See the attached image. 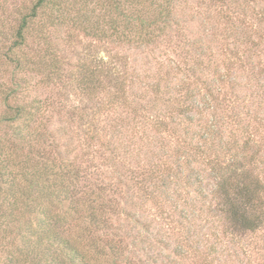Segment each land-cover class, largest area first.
<instances>
[{"label": "rangeland", "instance_id": "rangeland-1", "mask_svg": "<svg viewBox=\"0 0 264 264\" xmlns=\"http://www.w3.org/2000/svg\"><path fill=\"white\" fill-rule=\"evenodd\" d=\"M36 1L0 0L2 33L15 23L12 10L27 11ZM152 1L156 8L148 0H121L119 10L111 0H49L17 48L36 64L18 71L3 59L9 48L0 42V81L17 84L13 103L36 107L38 118L2 119L9 115L0 103V264H68L60 257L52 262L47 242L33 247L26 231L24 246L17 234L37 229L30 209L40 202L32 192L23 196L20 173L42 164L73 172L63 185L75 196L59 203L58 214L69 206V216L80 217L90 195L102 204L96 224L80 222L92 232L88 242L76 238L82 232L76 220L64 224L65 236L76 238L81 258L89 260L83 264H107V258L110 264L116 253L118 264H264V225L234 230L220 191L221 184H235L237 173L264 183V0H171L163 31L147 44L86 34L64 13L66 4L86 2L88 14L105 26L112 15L122 28L138 13L158 18L165 3ZM47 43L61 64L57 75L37 62ZM220 71L226 80L211 94L206 85ZM115 77L122 82L119 97L108 82ZM178 88L193 96L181 113L175 106L186 97L179 98ZM247 137L253 139L248 159L238 153ZM218 142L232 152L223 153ZM93 240L104 246L100 254Z\"/></svg>", "mask_w": 264, "mask_h": 264}, {"label": "trees", "instance_id": "trees-1", "mask_svg": "<svg viewBox=\"0 0 264 264\" xmlns=\"http://www.w3.org/2000/svg\"><path fill=\"white\" fill-rule=\"evenodd\" d=\"M115 2V6L120 8L122 5H120L121 0H111ZM149 1V7L156 8L157 5L154 3V1ZM223 1V0H220ZM49 0H37L27 11H18V10H12V14L9 15V17L12 15H15V23L11 27L10 33L7 32L4 34L2 33V30L0 29V42L4 44L5 41L8 43L7 47L9 49H6L3 53V59L6 58L5 61L13 63V67L16 71L19 70V68L24 64V66H27L28 64H36V62L30 60V58L27 56V54H21L18 53L19 47L22 46V44H25L26 36L28 34V30L31 27L30 24L35 21V19L40 16L39 10L43 9L44 7L47 8V3ZM109 2V1H108ZM108 2L103 1L101 7L103 9H106V6ZM72 4H66L67 11H64L65 15L69 16V20L71 21L72 25L75 27L82 28L83 32L85 30L86 34H90L95 37H103V36H109L113 37L115 39H118L122 42H138V43H144L147 44L151 42L153 39L158 38V34L163 31V25L166 21V18H170V3L171 0H162V2H159V4H164L165 7H163L161 10H158V18H153L147 20L145 19L140 13H138L133 18L130 17L128 21L124 24L122 28L119 26V21L116 17L112 15H106L107 16V26L103 24V22H100V20H103V18L98 17L95 18V15H90L86 12L87 9V3L85 2L83 6L77 7L75 4L71 2ZM1 4V2H0ZM60 5V4H59ZM55 6L56 10L57 8L59 11L61 10L60 6ZM111 5H109L110 7ZM112 7V6H111ZM115 7L116 12L119 14V10ZM162 7V6H161ZM107 11V10H106ZM152 11V10H151ZM150 11V12H151ZM150 12H148L150 14ZM122 12L120 11V14ZM63 15V13H62ZM58 16V15H57ZM105 16V15H103ZM60 17V16H58ZM14 18V17H13ZM50 19H54V17H50ZM59 19V18H58ZM44 22V23H43ZM39 28V37L41 39H46V32H47V19L44 20ZM63 23V21H61ZM4 26V25H3ZM104 27H107V29H104ZM2 28V27H1ZM109 31V35H106V32ZM9 37V39H7ZM1 44V43H0ZM46 49H43L42 57H39L37 62L39 64L40 68H47L50 70L51 75H57L58 72L61 71V64L59 60H56L54 58V54L51 51V47L49 46V43L46 44ZM12 53V54H10ZM10 54V55H9ZM8 58V60H7ZM29 60V61H26ZM100 61L103 65H106V61L102 60L100 58ZM11 64V63H10ZM112 70V68H110ZM104 72H107L106 70ZM116 72V69H115ZM226 73L220 71L216 74V76H213L212 81L206 86H208L210 93L212 94L216 89L221 90V84L226 80ZM115 77L110 79L108 82H114V87L116 88V92L114 93L117 97H119V89L122 87V82L118 80ZM212 82V83H211ZM156 86V85H155ZM18 85L10 86L9 84H6L5 82L0 81V103L4 104L6 106V112L9 116H2V119H8L9 121H17L18 122H24L26 120L27 116H31L32 118H35L34 113L37 109L36 107L31 106H24L17 101L13 103V99H15L16 94L18 93ZM179 93L181 91H184L183 95L181 97H186V99L180 103L178 101L176 103L175 108L179 110L178 113L187 111L190 106V100L193 98V96L188 95L187 91H185L184 88H178ZM192 94V93H191ZM112 101V97L110 99ZM182 104V105H181ZM187 104V106H186ZM186 106V107H185ZM26 108V109H25ZM26 116V117H24ZM1 119V118H0ZM38 118L36 117L33 122H35ZM32 121V120H31ZM25 123V122H24ZM18 130V129H17ZM37 131V129L35 128ZM24 132V128H23ZM43 136V134H38L37 139H40ZM253 142V139L247 137L242 141V147L243 149L240 150L238 153L241 156H244V158L248 159V156L246 152H248L251 147L250 144ZM218 147L223 153L232 152L233 148L230 146L228 147V143H217ZM251 152V151H250ZM42 164V163H41ZM177 164H179L177 162ZM51 166V167H50ZM179 168V166H176ZM53 165L47 166L46 164H42L41 169L37 168L35 171L31 172L30 175H28L27 172L20 173V178L23 180V190L21 189V193L23 196H27V192L34 195V197H39L40 202H35L33 209L31 208V212H33L34 217L36 218V223L38 225L37 229L36 227L34 229L31 228V226L22 227L21 230H18L19 238L23 241L24 246H27V237L24 235V232L27 231L31 236H34V240L32 241V246L35 248H40L43 245V242H47L48 246H46L47 252L52 253L55 255L53 257V263L57 262V257H60V260H64V262L68 264H75V262L85 263L89 260L86 256L81 258V252L79 251L77 247V242H75L76 238L79 239L81 242H88L87 238L93 239L90 236H92V232L89 229L87 231L86 227H82V224L80 223L83 219L84 225H93L98 222V212L102 209V204H100L99 199L97 197H86L85 201L83 203L85 205H88V208H84L83 211H80L81 216L73 219L71 216H69L70 212L73 210L72 207H67L65 209H61V214H58L57 208L59 206V203L63 204L64 202L68 201L69 199L73 198L75 195H72L71 192H69L68 187L63 185L64 180H66L67 177H73V172L70 170H65L60 173H57V170L53 169ZM157 172V171H156ZM154 174V173H153ZM51 178H55V180H50ZM237 180L235 181V184L232 185H225L221 184L220 191H222L223 195V206L222 210L225 214V219L228 221L229 225L237 231H255L259 229L261 226L264 225V183L260 179L251 178L249 175H247L246 172L237 173L236 174ZM239 177V178H238ZM58 178V179H57ZM16 177L12 176L11 182L8 183L9 185L15 181ZM29 180V188L25 185V182L28 183ZM50 180V181H49ZM8 185V186H9ZM7 190L10 188H8ZM29 189V190H28ZM11 190V188H10ZM29 196V195H28ZM41 202H44V204L41 205ZM50 205V206H49ZM15 205L11 204L10 209V215L14 211ZM27 205L24 206L23 211L28 210ZM56 209V210H55ZM86 210L85 214L84 211ZM84 214V215H83ZM88 214V215H87ZM0 215V217L4 216ZM87 219H86V218ZM76 220V224L78 225V228L82 232L78 233L76 235V238L74 241L67 238V235L65 236L64 233H66L67 227H64V224L66 222H69L71 220ZM79 220V221H78ZM63 222V223H62ZM62 223V224H60ZM4 230V228L2 229ZM37 232V233H36ZM91 246H96L97 251L96 254H100V252L104 251V246H99V244H96V241L93 240L92 243H90ZM84 245H89L83 244ZM32 247V248H33ZM81 247V249H82ZM109 249L108 251H115L116 249H113L114 246L108 245ZM86 249V248H85ZM31 251V250H30ZM117 254V253H116ZM110 255V264H118L117 262V255ZM101 259V256L98 257ZM108 258L105 260V262L108 263ZM12 260L8 261L6 264H14L11 262ZM23 261V260H22ZM39 264V263H38ZM124 264H127L126 262Z\"/></svg>", "mask_w": 264, "mask_h": 264}]
</instances>
